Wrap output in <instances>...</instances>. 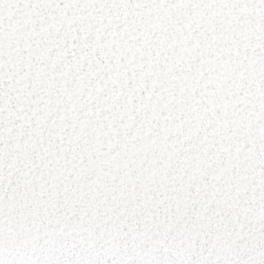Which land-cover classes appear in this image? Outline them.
<instances>
[{"label": "snow or ice", "instance_id": "snow-or-ice-1", "mask_svg": "<svg viewBox=\"0 0 264 264\" xmlns=\"http://www.w3.org/2000/svg\"><path fill=\"white\" fill-rule=\"evenodd\" d=\"M0 264H264V0H0Z\"/></svg>", "mask_w": 264, "mask_h": 264}]
</instances>
